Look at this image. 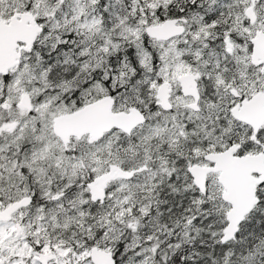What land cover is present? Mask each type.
<instances>
[{
    "label": "snow or ice",
    "instance_id": "obj_1",
    "mask_svg": "<svg viewBox=\"0 0 264 264\" xmlns=\"http://www.w3.org/2000/svg\"><path fill=\"white\" fill-rule=\"evenodd\" d=\"M0 264H264V0H0Z\"/></svg>",
    "mask_w": 264,
    "mask_h": 264
}]
</instances>
